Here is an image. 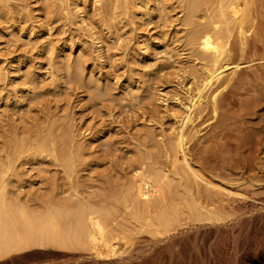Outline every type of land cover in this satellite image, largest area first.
Listing matches in <instances>:
<instances>
[{"label":"rangeland","instance_id":"rangeland-1","mask_svg":"<svg viewBox=\"0 0 264 264\" xmlns=\"http://www.w3.org/2000/svg\"><path fill=\"white\" fill-rule=\"evenodd\" d=\"M126 1L0 0V178L5 202L19 200L29 212L42 213L45 200L64 199L74 189L87 197L108 192L114 183L129 179L138 163L146 169L170 163L176 118L188 109L204 62L184 46L187 0H146L150 10L139 6L140 0ZM200 2L191 13L194 25L204 26L202 19H216V4ZM263 3L255 12L241 3L250 16L245 19L255 22L244 27L249 38L257 21L264 20ZM233 40L228 49L237 44ZM233 56L235 62H250L239 73L224 72L231 80L216 95L224 101L223 109L213 114L203 104L195 107L186 128L187 146L198 151L224 142L213 131L219 112L234 117L245 105L228 127L231 138L242 141L238 158H231L235 172L220 166L218 152L209 155L207 165L216 180L264 197V41L241 57ZM215 87L205 91L206 101ZM225 142L232 147L233 141ZM244 158L251 167L249 181L240 175Z\"/></svg>","mask_w":264,"mask_h":264},{"label":"bare ground","instance_id":"bare-ground-1","mask_svg":"<svg viewBox=\"0 0 264 264\" xmlns=\"http://www.w3.org/2000/svg\"><path fill=\"white\" fill-rule=\"evenodd\" d=\"M197 1L187 0L188 13L183 24L189 31L183 38L187 51L204 63L199 84L188 99V109L176 118L177 130L168 146L170 165H151V169H146L138 163L129 179L114 183L108 192L87 197L74 187L75 192L71 191L64 199L45 200L42 213L29 212L23 204L19 205V200L18 204L5 202L0 178V264H264V197L216 180L211 174V164L207 165L209 155L218 152L220 166L232 172L231 158H238L242 141L231 138L228 127L234 117H240L245 105L234 117L219 112V120L215 118L219 122L214 134L233 141L231 148L224 141L195 151L187 146L186 139V128L193 120L195 107L203 104L213 114L224 108V101L216 99L221 92L217 90L231 80L224 74L234 73L250 62H235V54L241 57L264 41L261 23L264 20L257 21L259 27L253 31L252 38L245 34L247 27H244L254 20L245 19L247 12L241 5L252 10L264 0H213L216 19H202L204 26L194 25L191 12L195 11ZM139 4L150 10L146 0H140ZM234 38L237 44L228 49L229 39L234 41ZM214 83L216 87L209 91L206 101L204 93ZM243 160L245 171L239 173L249 181L250 163L247 158ZM69 184H66L68 189L72 187Z\"/></svg>","mask_w":264,"mask_h":264}]
</instances>
